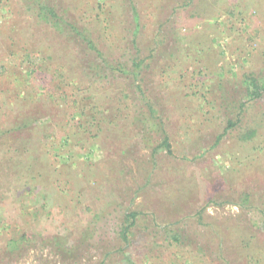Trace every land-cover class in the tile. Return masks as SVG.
<instances>
[{
	"label": "rangeland",
	"instance_id": "1",
	"mask_svg": "<svg viewBox=\"0 0 264 264\" xmlns=\"http://www.w3.org/2000/svg\"><path fill=\"white\" fill-rule=\"evenodd\" d=\"M252 80L264 0H0V264H264Z\"/></svg>",
	"mask_w": 264,
	"mask_h": 264
},
{
	"label": "trees",
	"instance_id": "2",
	"mask_svg": "<svg viewBox=\"0 0 264 264\" xmlns=\"http://www.w3.org/2000/svg\"><path fill=\"white\" fill-rule=\"evenodd\" d=\"M35 12L39 20L50 24L57 32H61L63 34H66L68 32L67 34L72 37L79 36L91 51L101 56V53L98 50L96 44L85 33V31L81 30L80 28H78L76 25L72 23H67L63 21L62 18L55 12V10L52 7L46 4L37 3ZM137 67H140V64H138ZM247 92L249 94L250 99L261 98V96L264 93V82L258 83L255 80L250 81L249 86L247 88ZM241 108L244 109L245 104H242ZM230 125L233 126L231 122H230ZM28 126L29 124H24L22 127H28ZM22 127H19V128H22ZM223 136L224 135H222L218 139V142L221 140ZM162 146L166 149H169V150L171 149V145H170L168 137L164 139ZM136 219H137V213L135 212H131L126 216L125 225L123 226V230H122V239L126 244L129 243L130 232L133 226L135 225Z\"/></svg>",
	"mask_w": 264,
	"mask_h": 264
}]
</instances>
